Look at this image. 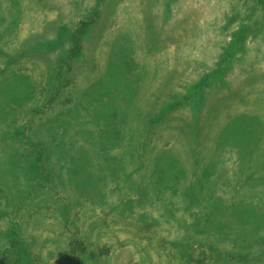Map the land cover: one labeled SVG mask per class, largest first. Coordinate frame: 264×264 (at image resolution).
<instances>
[{"label": "rangeland", "instance_id": "rangeland-1", "mask_svg": "<svg viewBox=\"0 0 264 264\" xmlns=\"http://www.w3.org/2000/svg\"><path fill=\"white\" fill-rule=\"evenodd\" d=\"M244 11L261 18L251 0H0V264H15L10 246L18 239L30 246L32 264H78L75 241L98 264H179V250L172 245L175 227L148 219L151 224L143 226L144 209L120 212L118 190L128 180L105 182L84 163H64L60 169L45 158L38 141H30L31 128L34 138L55 146L56 136L68 133L110 140L118 124L135 137L143 119L139 115L137 121L139 113H158L168 96L190 94L187 89L209 73L231 42L229 31L237 28L235 22L226 30L227 21ZM87 19L92 24L81 38L80 56L70 60L69 37ZM56 40L51 49L37 46ZM9 56L15 65L8 66ZM202 99L201 109L185 104L154 128L156 139L146 146L149 158L164 148L182 161L188 141L213 139L224 127L221 134L233 135L243 147L257 142L259 162L264 156V25L237 62L210 78ZM191 102L198 99L192 95ZM144 129L145 134L149 126ZM20 141L30 160L6 159L21 149ZM257 173L260 182L250 189L258 196L241 198L239 214L246 230L257 225L264 236V162ZM29 178L35 186L15 188ZM57 181L68 183V190ZM242 190L248 197L247 188ZM206 226L215 229L216 223L207 220ZM187 250L190 264H264V248H254L246 258L221 253L218 261L207 252L201 255L195 244Z\"/></svg>", "mask_w": 264, "mask_h": 264}, {"label": "trees", "instance_id": "trees-1", "mask_svg": "<svg viewBox=\"0 0 264 264\" xmlns=\"http://www.w3.org/2000/svg\"><path fill=\"white\" fill-rule=\"evenodd\" d=\"M251 2L255 11H260L261 18L256 21L249 11L241 12L238 16H231L225 29L232 28L231 26L235 22H238L237 28L228 30L231 42L218 55L216 63L209 73L200 77L187 89L191 91L190 94L180 91L168 96L165 109H160L158 113L144 114V116L139 113L137 121L143 119L135 129L137 132L135 137L127 136L128 132L124 133L120 127L121 124H118L110 140L92 139L90 136L72 135V133L56 136L55 142L59 148L53 145L52 141L45 143L39 138H34L31 128L32 138L30 141H38L45 152V158L49 156V162L59 165L60 169L64 163L67 166L84 163L98 170L99 178L105 182L114 183L124 180L125 183L128 180L130 184L126 186L122 184L118 190L123 195L120 201L122 203L120 212L125 216L132 215L136 208L144 209L140 216L143 226L151 223H165L175 227L176 233L172 245L179 250V264H190L191 256L187 248H191L194 244L201 249V255L207 252L216 261L224 257V255H220L221 253H225V256L233 254L236 257L246 258L254 251V248H264V236H260L258 226L254 225L252 230H246L247 227L239 214L242 207L241 198L244 201H249L256 200L258 196L250 189L253 182H260L257 168L259 169L264 162V156L259 162L256 159L257 142L243 147L237 139L233 138V135L225 133L222 135L221 133L224 132V127H222V131L213 139L204 136L196 144L188 141L187 149L183 151L187 157L182 161L175 153L167 154L164 148L158 149L154 153V159L149 158V155L146 154V146L150 148L156 139H152L155 135L154 128L160 127L161 123L165 122L169 112L171 113L185 104H192V108L201 109L203 90L208 87L210 78H219L227 66L237 62L246 48L247 41L253 38L264 25V0H251ZM91 24L92 19L79 21L74 32L70 35L71 46L67 51V58L70 60L80 56L81 38ZM58 41H47L39 43L37 46L51 49L59 43ZM15 61L17 60L14 56H9L8 66L15 65ZM192 95L198 99V102H191ZM52 97L53 95L50 98ZM12 115H15V111ZM139 115L141 119L138 117ZM27 120L26 122L29 124L30 120ZM145 126H149V131L144 134L142 129ZM195 128L197 129L198 126L195 125ZM130 130L132 128H129ZM20 142L21 149L8 155L6 159L16 160L18 157V162L30 160L28 150H24L26 143ZM205 142H209L208 147L204 146ZM240 147L244 149V152ZM185 162H189L188 168L185 167ZM33 166L34 169H38L36 163ZM44 174L46 181V173ZM33 181L34 178H29L21 184L17 183L15 188L20 190L28 188L32 184L35 186ZM57 182L62 190L65 188L68 190V183L65 187V183ZM244 186L249 191L250 197L241 196V193L246 192L242 190ZM164 193H168L169 198L159 199L160 195ZM77 196L78 194L74 197ZM259 200L260 198L257 199V201ZM214 207L216 209L211 213ZM145 210L155 212L156 216L148 215V211ZM210 215L212 218L209 219ZM147 219L151 223H147ZM68 220L69 216L66 215V223ZM207 220L216 223V228L209 230L206 226ZM72 222L75 221L70 220V224L74 225ZM74 229L77 231L75 225ZM28 246L26 240L11 241L10 249L13 252L15 264H32L31 256L28 254L30 246ZM74 246L80 250L78 254H75L78 264H98L93 253L84 255L85 251L82 249L81 243L75 241ZM7 257L10 259V256L7 255Z\"/></svg>", "mask_w": 264, "mask_h": 264}]
</instances>
